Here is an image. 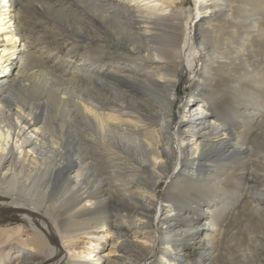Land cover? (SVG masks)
Masks as SVG:
<instances>
[{
	"label": "bare ground",
	"instance_id": "bare-ground-1",
	"mask_svg": "<svg viewBox=\"0 0 264 264\" xmlns=\"http://www.w3.org/2000/svg\"><path fill=\"white\" fill-rule=\"evenodd\" d=\"M138 1L0 0V214L28 223L0 228V264H264V149L246 125L264 108L232 122L212 101L264 89V0L150 17ZM44 15L43 34L23 22ZM183 65L202 70L173 124Z\"/></svg>",
	"mask_w": 264,
	"mask_h": 264
},
{
	"label": "rangeland",
	"instance_id": "rangeland-1",
	"mask_svg": "<svg viewBox=\"0 0 264 264\" xmlns=\"http://www.w3.org/2000/svg\"><path fill=\"white\" fill-rule=\"evenodd\" d=\"M120 1H122L124 3H128L130 0L129 1L128 0H120ZM260 3L262 4V7H264V1H260ZM137 4H139L138 7L140 9H143V13L144 12L148 13L146 16L150 17L151 14L149 13V9L144 8L145 4H147L149 6L155 5L156 13L158 15H160V16H163V15H169L173 11H176L175 13H177V7L179 8V6L184 8V9H186L188 7L192 8L194 6V0H179V1L175 2L174 4H170L168 2H161V1H157V0L156 1L155 0H144V1H138ZM137 4H133L131 2L132 7L134 6V8H136ZM175 5H177V6H175ZM141 16H142V14H141ZM146 16L144 15V17H146ZM43 17H44V19L41 20L40 22L37 21V20H34V18L31 19L30 21H26V20L24 21L23 20V22L26 23V24H30V22H31L30 26L33 25L32 27L34 28L33 31H34L35 35L36 34H43L42 31L45 29L46 22L50 20V17H48L46 15H44ZM202 20H203V17L196 16L194 18V23L197 24L198 22H200ZM191 28H193V23H191ZM45 35H47L48 41L50 42V44L52 46H54L55 45V40L52 37V35L50 34V32H47ZM262 54H264V53L262 52ZM262 54H261V56H262ZM183 66H184V74H183V76L181 77V79L179 80V82L177 84V92H176L177 93V96H176L177 98H176V101L174 103V108H173V111H174L173 124L178 123L179 120L181 119L182 115H184L186 113V112H184V108H183L182 104H184L187 101V99L190 98V94L195 88V82L197 80L196 78L198 77L199 71L202 70V66L200 67V65H197L193 72H191L186 67V65H183ZM224 94H226V92H223V89H219L217 91V93L214 94V96L212 98V101L213 102H216V101L222 102L223 101L221 106L217 109V113L220 114L221 117L225 121H227V120H231L232 122L239 121L240 118L238 116L236 117L235 114L242 113L241 111H242V109L244 107L243 105L247 104L249 102H253L254 104H256V106L264 108V89H261L259 94L255 91V93L253 94L254 96H244L243 99L240 98V97H235V96H234L235 98L234 97H227L226 98V97H223ZM219 98H221L222 100L219 99ZM232 100L234 102H231ZM257 111H258V109H257ZM257 121H259V117H257V119H255V117H248V119H246L247 130H248V128L250 129V131H249L250 132V144H252V145L256 144L254 146L264 149V146H263L264 145V120L261 119L259 122H257ZM245 128H246V126H245ZM260 133H262V134H260ZM260 141H262V142H260ZM260 144H262V145H260ZM223 156L225 158H227V154L224 153ZM227 159L231 160V158H229V157ZM232 159H237V158H232ZM175 174H176V170L172 169L168 173V175L163 178L160 186L158 187L159 196L162 197L164 195L166 189L169 186L170 179H172ZM240 184H244V180L240 181ZM245 184H246V181H245ZM241 188L242 187H240V186H234V188H233V186H230L229 187V193L233 192V193H236L235 195H237L238 192H241L240 191ZM160 211H161V208H159V212ZM155 212L159 213L158 212V208L155 209ZM156 223L157 222L155 220L154 224H156ZM23 224H28V223L21 216L20 213H17V212L14 211V212H7V213L6 212H4V213L2 212L0 214V228H7L9 230H12V229H15L18 225L20 227H22ZM160 247H162V244L158 243V241H156L155 244H154V250H153L154 252H153V254H150L147 257V260L145 261V263H149L151 261H155V258H156L157 254H158V250H159ZM69 249H71V248H69ZM89 251H90V245L86 244V243H83L81 241L76 246V249L75 250H71L70 252H68V254H74V255H76L78 257H81V256L85 255V253H87ZM89 261H90L89 262L90 264H99L98 262H96V260H95V258H93V256H91L89 258ZM156 262L160 263V264L161 263L162 264H166L165 263L166 261L164 259L161 260V259L158 258V260Z\"/></svg>",
	"mask_w": 264,
	"mask_h": 264
},
{
	"label": "water",
	"instance_id": "water-1",
	"mask_svg": "<svg viewBox=\"0 0 264 264\" xmlns=\"http://www.w3.org/2000/svg\"><path fill=\"white\" fill-rule=\"evenodd\" d=\"M7 213V212H6Z\"/></svg>",
	"mask_w": 264,
	"mask_h": 264
}]
</instances>
